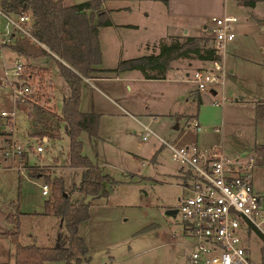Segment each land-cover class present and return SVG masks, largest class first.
<instances>
[{"label": "rangeland", "instance_id": "1", "mask_svg": "<svg viewBox=\"0 0 264 264\" xmlns=\"http://www.w3.org/2000/svg\"><path fill=\"white\" fill-rule=\"evenodd\" d=\"M65 1L75 3L84 0ZM107 5L116 7L118 1L109 0ZM225 6L226 13L235 15L237 21L235 36L226 43L222 55L225 71L223 84L213 97L218 104L205 102L197 107L196 101L190 100L189 104L183 100L186 111H191L190 115L177 119L161 113L151 117L144 113L153 111L155 102H162V97L145 92V88L134 81L127 82L130 89L125 86V80L112 84L120 94L132 98L134 107L128 109L141 123L148 124L170 142H192L201 149L217 144L227 155L241 158L254 154L251 183L260 198V214L264 215V120L257 117V110H264V27L261 28L259 24L264 19L261 14L264 3L251 7L237 0H226ZM109 11L115 22L128 17L115 9ZM213 13L211 8L206 9L204 22L208 23L209 29L203 34L212 44L211 17L216 15ZM109 26L100 25L98 28L102 45H105L104 39L111 30ZM12 32L11 23L0 14V39H8ZM5 46L0 47V264H14L15 243L7 233L14 229V223L6 219L8 211L18 214V240L22 244L47 245L56 232L60 231L62 238L67 235L61 219L57 221V215L43 212L44 199L50 193V186L47 194H43L41 186L45 183L44 178L39 175L29 177L26 170L32 168L51 176L61 175L65 192L74 200L81 197V192L76 188L81 169L69 165V135L64 124L51 113L54 108L61 112L62 93H69L57 63L50 60L55 107L48 102L50 89L45 81L41 83L42 86H36L37 82L29 84L31 91L25 95L26 101L16 100L13 89L14 82L19 81L14 73L17 54L11 47ZM123 54L128 55L125 51ZM22 62L28 70L32 68L35 79L39 74L44 76L41 68L27 66V61ZM107 62L115 64L117 56ZM228 69H233V72ZM97 87L102 90L101 86ZM96 92L97 109L103 113L98 130L101 137L82 131V152L103 172L118 181L112 186L106 185L108 194L94 199L89 196L85 198L90 203L89 217L79 223V234L84 238L88 252L86 258L74 264H187L186 256L193 237L186 233L179 212L175 216L165 213L169 208H176L178 196L187 192L183 186L180 164L172 160L169 148L161 146L155 136L142 139L141 123H135L130 116L119 113L112 103ZM202 92L207 93L205 90ZM89 96H92L91 92ZM29 99L30 103L27 102ZM119 102L123 103L122 100ZM144 104H148L149 108L142 109ZM162 104L163 107L169 105ZM2 110L12 115L11 131L7 117L1 115ZM196 113L201 131L192 128L191 120ZM201 114L211 117V122L206 125V121L200 119ZM188 123L192 126L189 127ZM215 126L220 127L219 131L214 129ZM55 129L59 132V138L43 139V134ZM10 136L26 150L12 160L4 157ZM38 144L43 147L39 154L32 149ZM254 147H258L259 151H254ZM41 154L42 158L46 157L44 161L39 157ZM19 162L26 164L24 168L16 167ZM41 162L47 164L29 165ZM259 218L255 216L256 220ZM245 240L247 243L243 244L251 263L264 264V220L259 227L248 228ZM43 264L61 263L45 261Z\"/></svg>", "mask_w": 264, "mask_h": 264}, {"label": "trees", "instance_id": "2", "mask_svg": "<svg viewBox=\"0 0 264 264\" xmlns=\"http://www.w3.org/2000/svg\"><path fill=\"white\" fill-rule=\"evenodd\" d=\"M240 2L252 5L254 0ZM0 10L9 16L26 12L30 14V33L35 40L17 31L9 44L17 54L26 59L27 66H30L33 60L48 58L57 63L69 93L62 102L60 114L55 111L51 113L56 115L57 119L63 120L64 128L69 135V165L81 169V178L76 185L81 197L74 200L65 192L64 179L61 175L51 176L42 170L27 169L30 177L41 175L44 182L50 186V193L44 199L43 212L60 216L67 235L63 238L65 243L59 246L22 244L18 240V214L9 211L6 219L14 223V229L7 233L15 243V264H43L44 261L78 263L86 258L88 252L84 238L79 234V223L89 217L90 203L85 198L89 196L94 199L102 194H108L106 185L112 186L118 181L103 172L99 165L82 152L80 138L82 131L91 136L98 133L99 113L81 111L79 105L83 79L101 70L96 67L102 61L98 28L100 25L111 23L108 10L102 6V0H84L71 5H64L62 0H0ZM208 40L205 35H188L182 41L162 43L158 53L123 58L115 68L108 71L118 73L138 69L146 77H162L170 68L171 61L179 57L220 58V54L216 53ZM45 77V74L44 76L39 74L35 79L34 74L24 67L17 78L21 86L33 82L40 86ZM30 101L29 99L27 102ZM196 103L198 107L200 104L198 94ZM257 117L264 119V110H257ZM48 133L54 136L58 130ZM253 149L259 151L258 147ZM262 259L264 261V256Z\"/></svg>", "mask_w": 264, "mask_h": 264}, {"label": "built area", "instance_id": "3", "mask_svg": "<svg viewBox=\"0 0 264 264\" xmlns=\"http://www.w3.org/2000/svg\"><path fill=\"white\" fill-rule=\"evenodd\" d=\"M5 16L16 31L34 39L30 33V18L26 13L17 15V18ZM211 20L213 47L220 58L209 59L211 65L195 68L188 78L198 90L217 92L225 74L222 55L226 43L235 36L237 17L224 13L213 15ZM23 68V62L17 60L14 73L19 76ZM30 91L29 85L21 86L18 83L13 89V96L16 100H24ZM1 115L7 117L6 122L11 131V113L2 110ZM191 122L194 128H199L195 117ZM141 126L142 139L154 135L169 148L172 160L180 164L183 186L187 192L178 196L176 209L186 233L193 237L186 256L187 264H252L243 243H247L245 238L248 228L259 227V223L264 220V215L260 214L259 195L251 183L255 155L247 158L229 156L217 144L208 149L198 148L195 144H176L161 137L148 124L141 123ZM35 149L42 151L43 147L38 144ZM25 151L19 144L10 141L4 149V157L12 160L15 155ZM19 165L22 163L19 162ZM19 165L16 167L24 168V164ZM41 188L46 194L48 185L44 183ZM255 216L260 218L256 220Z\"/></svg>", "mask_w": 264, "mask_h": 264}, {"label": "crops", "instance_id": "4", "mask_svg": "<svg viewBox=\"0 0 264 264\" xmlns=\"http://www.w3.org/2000/svg\"><path fill=\"white\" fill-rule=\"evenodd\" d=\"M117 1H118V5L116 7L113 6L109 7L107 5L109 0H102V6L108 10V15L111 20V24H109L110 25L109 27H111L110 28L111 30L107 33L104 39L105 45H102L101 41L99 40L100 50L102 54V61L98 65H96V67L101 70H97L96 72H93L91 76L85 77L82 81L81 98L79 105L80 110L84 112H97L100 115V119H102L103 113L102 111H100V109H97L98 103L95 97V93H97L96 91H98L99 93H101L103 97H105V99L109 103H112L117 108L119 113L124 114L125 116H130V118L135 123L139 122L140 124L141 123L140 119L128 109V107L129 108L134 107V102L131 101L132 98H128L120 94L118 90L115 88V85L112 84L113 82L117 83L118 81H124V80L126 81L125 86L128 89H130L131 87L129 83H127L128 81L137 82L139 85L145 88V92L154 93L155 97L157 98L162 97V102L164 104H169L166 107H163L161 101L155 102L154 104L155 108L152 109L153 111L144 113L150 115L151 117H154L155 115H161V113H164L169 117L172 116L176 117L177 119L182 116L185 117L186 115H190L191 111L189 110L186 111V104L185 106H183V100H185V102H188L190 104V100L196 101L197 94L200 97V105L205 102H212L218 104V101H214L213 98L218 91L214 92L211 90H205L207 91V93H203L202 90L196 89L194 82H192L188 78V74H190L195 68L200 66H206L204 64L206 62H209V59L194 58L193 60L192 59L188 60L186 58H192V57L176 58L171 61L170 68H168L164 72V75L162 77H146L138 69L124 70L118 73H113L108 70L115 68L119 60L123 59V57L129 58L141 54L158 53L160 49V45L162 43L169 44L170 42L175 40L182 41L188 35H203L204 32L207 29H209L208 23L204 22V18L206 17L205 15L206 9L211 8V10L214 12L213 14L216 15L224 14L226 13V6H225L226 0H117ZM62 2L64 5H71L78 3V2L68 3L65 0H62ZM237 2L241 3L240 0H237ZM257 3H264V0H254L253 4L250 6L255 7ZM111 9H115L118 12L127 14L128 17L123 18L119 22H115L114 20H112L110 16L111 12L109 10ZM0 14H2L6 18L5 15L7 14L2 12L1 10H0ZM26 14L30 18V14L28 12H26ZM261 14L262 16H264V11H262ZM10 17L17 18V15H13V16L10 15ZM261 20L259 21V24H261V28H263L264 21ZM12 27H13V32L11 33L10 37L8 39H3V38L0 39V47L5 45L9 46V44L12 42L13 37L17 32L13 25ZM99 32L100 31H98V38H99ZM117 42L119 43V46L117 45ZM212 42H213V38H212ZM124 51L127 52L128 55L123 54ZM115 56H117V62L115 64H110L107 62L111 58H114ZM15 58H17V60L26 62L25 58L19 54H17ZM50 60L51 59L49 58L33 60L30 62L31 63L30 66L33 68H41L42 72L46 75L45 83L50 89V95L47 96L48 102L52 104L53 107H55L53 101V96H54L52 91L53 78L51 76ZM42 67H45V69H43ZM31 71L32 68L30 72ZM228 71L233 72V69H228ZM14 84L17 85L18 82L15 81ZM97 85L101 86L102 90H100L97 87ZM90 92L92 93L91 97L89 96ZM62 94L64 100L65 96H67L68 94L67 95L65 93ZM110 94H112L113 96ZM119 100H122L123 103H120ZM134 100L136 99L134 98ZM82 106H84V109H82ZM148 108H149L148 104H144L142 107V109L145 110ZM54 109H52L51 111H55L57 114H60L58 111ZM197 116L198 115L196 113L194 117L198 121L199 128L198 129L194 127L192 128L194 130L201 131L202 129L201 123ZM100 119H99V125H100ZM200 119L204 122L206 121V125L211 122V117L205 116L203 114H201ZM58 120L64 124L63 120L60 119ZM260 120H264V119H260ZM188 126L190 127L192 125L188 123ZM3 127L4 126L2 125V129ZM175 127H178V125H175ZM214 129L216 131H219L220 127L215 126ZM98 130H99V126H98ZM42 136L44 140H47L48 137L51 138L60 137L59 132L56 133L54 136H51L50 133L43 134ZM95 136L101 137L99 133H97V135ZM161 137L165 138L164 136ZM12 139L13 138L10 136L8 140L11 141ZM13 141L16 142L14 139ZM160 144L161 146H164L161 142ZM185 144H194V143L187 142ZM32 149L38 154L40 153V151H36V149L34 148ZM39 157L42 158L43 157L42 154ZM45 158H42V160L44 161ZM45 164L47 163L41 162L39 164H29V165L35 166V165H45ZM56 217H57L56 218L57 221L61 219L58 216ZM55 234L57 236L54 235L50 243L41 246H55L57 242H59V245L64 244L65 240L61 238L62 236L61 232L58 231ZM14 264H15V260H14Z\"/></svg>", "mask_w": 264, "mask_h": 264}, {"label": "water", "instance_id": "5", "mask_svg": "<svg viewBox=\"0 0 264 264\" xmlns=\"http://www.w3.org/2000/svg\"><path fill=\"white\" fill-rule=\"evenodd\" d=\"M261 21H264V20H261ZM65 194H66V193H65ZM165 213L168 214V215L175 216L176 213H177V209H176V208H169V209H167V210L165 211ZM55 246H59V242H57V243L55 244Z\"/></svg>", "mask_w": 264, "mask_h": 264}]
</instances>
